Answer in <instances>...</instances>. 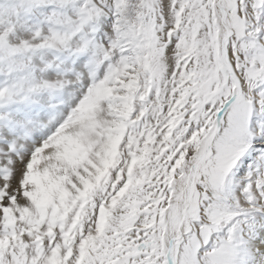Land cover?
<instances>
[{
	"label": "snow or ice",
	"instance_id": "6c2138e0",
	"mask_svg": "<svg viewBox=\"0 0 264 264\" xmlns=\"http://www.w3.org/2000/svg\"><path fill=\"white\" fill-rule=\"evenodd\" d=\"M0 264H264V0H0Z\"/></svg>",
	"mask_w": 264,
	"mask_h": 264
}]
</instances>
